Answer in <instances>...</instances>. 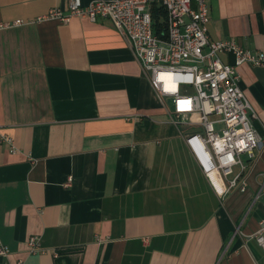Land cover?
Listing matches in <instances>:
<instances>
[{
	"label": "crops",
	"instance_id": "crops-1",
	"mask_svg": "<svg viewBox=\"0 0 264 264\" xmlns=\"http://www.w3.org/2000/svg\"><path fill=\"white\" fill-rule=\"evenodd\" d=\"M56 8L69 0H0V264H264V152L226 194L113 24L34 21ZM210 17L211 41L264 52V0L212 1ZM238 72L264 137V67Z\"/></svg>",
	"mask_w": 264,
	"mask_h": 264
},
{
	"label": "built area",
	"instance_id": "built-area-1",
	"mask_svg": "<svg viewBox=\"0 0 264 264\" xmlns=\"http://www.w3.org/2000/svg\"><path fill=\"white\" fill-rule=\"evenodd\" d=\"M212 1L216 0H96L83 6L82 0H69V12L56 8L34 21L109 20L127 40L158 97L172 101L171 122L191 130L185 142L203 173L221 175L226 194L239 185L245 192L243 158L257 160L264 152V137L254 128L257 114L240 87L238 69L264 67V52L245 49L234 38L211 41L207 26ZM154 6L167 15L162 37L156 31ZM22 24L17 21L12 26ZM222 54L233 56L234 63L222 62ZM4 140L14 152L13 140ZM251 237L264 250V219ZM28 246L30 253L40 250L36 238ZM9 254L0 239V257Z\"/></svg>",
	"mask_w": 264,
	"mask_h": 264
},
{
	"label": "trees",
	"instance_id": "trees-1",
	"mask_svg": "<svg viewBox=\"0 0 264 264\" xmlns=\"http://www.w3.org/2000/svg\"><path fill=\"white\" fill-rule=\"evenodd\" d=\"M153 18L156 22V31L158 35L161 36V33L163 32V30H165V25H166L165 23L167 19L165 10L163 8L154 6Z\"/></svg>",
	"mask_w": 264,
	"mask_h": 264
},
{
	"label": "rangeland",
	"instance_id": "rangeland-1",
	"mask_svg": "<svg viewBox=\"0 0 264 264\" xmlns=\"http://www.w3.org/2000/svg\"><path fill=\"white\" fill-rule=\"evenodd\" d=\"M187 88L190 89L189 87H187ZM165 102H166L167 108L171 111L173 109L172 101L166 100Z\"/></svg>",
	"mask_w": 264,
	"mask_h": 264
}]
</instances>
